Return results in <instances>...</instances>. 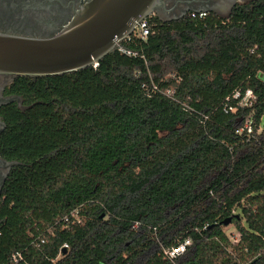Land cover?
<instances>
[{
	"label": "trees",
	"instance_id": "trees-1",
	"mask_svg": "<svg viewBox=\"0 0 264 264\" xmlns=\"http://www.w3.org/2000/svg\"><path fill=\"white\" fill-rule=\"evenodd\" d=\"M146 19L131 54L14 80L0 264H264V2Z\"/></svg>",
	"mask_w": 264,
	"mask_h": 264
},
{
	"label": "water",
	"instance_id": "water-1",
	"mask_svg": "<svg viewBox=\"0 0 264 264\" xmlns=\"http://www.w3.org/2000/svg\"><path fill=\"white\" fill-rule=\"evenodd\" d=\"M159 3L160 0H90L50 37L0 32V72L52 76L94 66ZM221 223L226 226L231 218Z\"/></svg>",
	"mask_w": 264,
	"mask_h": 264
},
{
	"label": "flooded vegetation",
	"instance_id": "flooded-vegetation-1",
	"mask_svg": "<svg viewBox=\"0 0 264 264\" xmlns=\"http://www.w3.org/2000/svg\"><path fill=\"white\" fill-rule=\"evenodd\" d=\"M90 0H0V32L31 37H50L59 32ZM264 0H160L147 17L161 20L179 19L191 12L205 11L218 19H231L241 7ZM146 17V18H147ZM20 77L0 72V133L4 129L2 109L16 105L23 109L22 98L12 91L14 80ZM14 161L0 150V191Z\"/></svg>",
	"mask_w": 264,
	"mask_h": 264
},
{
	"label": "built area",
	"instance_id": "built-area-1",
	"mask_svg": "<svg viewBox=\"0 0 264 264\" xmlns=\"http://www.w3.org/2000/svg\"><path fill=\"white\" fill-rule=\"evenodd\" d=\"M191 16L195 17H199V18H203L206 16V12L205 11H199V12H191L190 14ZM148 32H149V24H148V21L146 18H143L141 21L137 22L136 23V26L133 30V32L126 36L122 41H120L117 45H116V48L115 49H118L119 51L121 52H124L126 54H131V52L127 49H125L123 46H122V42L126 39L130 40L132 37H135V38H141V39H145L148 35ZM97 64H94L93 67H95ZM240 96V93L239 91H236L234 94H233V97L234 98H238ZM250 100H254V95L252 93L251 90H246L244 95L240 98L239 100V104L240 105H247L250 103ZM251 121L249 118H246L245 122H244V125L243 127L240 129V130H237V132H240L244 129H246L248 132L251 130ZM72 215L74 217H76V213H72ZM65 220L67 221L68 218H65ZM77 221H79V219L77 218ZM237 238V237H236ZM190 241L189 239H186L183 243L175 246V247H172L170 249H167V250H164V254L167 255L169 258H173L175 257L176 255H179L181 254L184 250H185V246L187 244H189ZM67 245L64 244L63 245V248H66ZM21 258V255L19 253H14L12 255V259L13 261H18L19 259Z\"/></svg>",
	"mask_w": 264,
	"mask_h": 264
},
{
	"label": "rangeland",
	"instance_id": "rangeland-1",
	"mask_svg": "<svg viewBox=\"0 0 264 264\" xmlns=\"http://www.w3.org/2000/svg\"><path fill=\"white\" fill-rule=\"evenodd\" d=\"M238 211L239 210L236 209L235 210V213H237ZM224 230L227 233V235H229L230 238H234V237L236 238V237H238V233H237L236 229L234 228V226L231 223L228 224V225H226L224 227Z\"/></svg>",
	"mask_w": 264,
	"mask_h": 264
}]
</instances>
